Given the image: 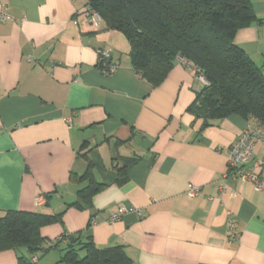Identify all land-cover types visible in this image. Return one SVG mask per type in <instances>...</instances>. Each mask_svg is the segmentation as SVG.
I'll return each mask as SVG.
<instances>
[{
	"label": "crops",
	"instance_id": "1",
	"mask_svg": "<svg viewBox=\"0 0 264 264\" xmlns=\"http://www.w3.org/2000/svg\"><path fill=\"white\" fill-rule=\"evenodd\" d=\"M0 3L14 19L0 23V214L62 213L42 237L122 246L134 264H264V193L226 177L227 151L253 123L231 115L202 128L187 112L202 88L192 68L176 62L153 88L135 75L120 33L87 23L86 0ZM252 10L258 21L234 43L261 65L264 0ZM100 50L118 66L111 76L97 68ZM263 158L255 145L249 166ZM131 159L118 186L114 165ZM88 167L103 187L80 208ZM256 171L264 178V166ZM190 187L200 194L187 197ZM121 205L141 216L110 223ZM1 253L9 259L0 264L16 263L13 251Z\"/></svg>",
	"mask_w": 264,
	"mask_h": 264
},
{
	"label": "trees",
	"instance_id": "2",
	"mask_svg": "<svg viewBox=\"0 0 264 264\" xmlns=\"http://www.w3.org/2000/svg\"><path fill=\"white\" fill-rule=\"evenodd\" d=\"M253 1L86 0V6L99 15L105 31L124 37L131 68L153 88L164 82L176 62L204 79L187 112L201 119L205 128L209 121L231 115L246 121L253 118L264 126V62L256 65L234 43L238 30L258 21ZM136 161L114 165L118 186L127 182V171ZM84 177L90 178L88 186L78 191L74 203L80 208L88 206L103 187L93 182L89 167ZM61 217L62 213L4 211L0 253L13 251L15 264H39V255L53 250L61 254L56 264H134L122 246L98 248L80 234L63 233L53 242L42 237L41 228L61 223Z\"/></svg>",
	"mask_w": 264,
	"mask_h": 264
},
{
	"label": "built area",
	"instance_id": "3",
	"mask_svg": "<svg viewBox=\"0 0 264 264\" xmlns=\"http://www.w3.org/2000/svg\"><path fill=\"white\" fill-rule=\"evenodd\" d=\"M84 14L87 23L97 28L101 25V19L99 15L89 7L84 8ZM14 21V19L6 12V7L3 3H0V23H6ZM97 65L101 67L99 70L103 75H113L118 66L113 62L112 53L110 50L98 51ZM99 69V68H98ZM102 71V72H101ZM198 83L205 84L204 79L201 76H195ZM248 123H253V126L248 125L237 137L235 142L229 147L227 151V174L226 177L230 179H238L242 183L249 184L256 192L264 193V178L258 173L257 169L264 166V158L257 160L252 166H249L251 159L254 155L255 145L261 144L264 146V126H262L255 119L250 118ZM200 194V189L196 187H190L186 192V196L189 198L195 197ZM41 199H38L37 203H40ZM126 213H134L141 216V211L133 207L119 206L116 212L112 213L109 217V222L113 223L120 219ZM228 227L231 232H235V224L233 220H228ZM236 236V232L234 233Z\"/></svg>",
	"mask_w": 264,
	"mask_h": 264
},
{
	"label": "rangeland",
	"instance_id": "4",
	"mask_svg": "<svg viewBox=\"0 0 264 264\" xmlns=\"http://www.w3.org/2000/svg\"><path fill=\"white\" fill-rule=\"evenodd\" d=\"M60 251L53 250L47 254L39 255V264H56L60 259ZM8 256L4 253L0 254V260H7Z\"/></svg>",
	"mask_w": 264,
	"mask_h": 264
}]
</instances>
